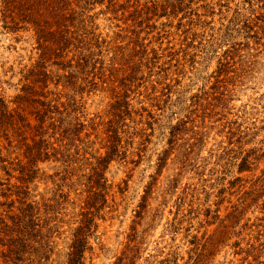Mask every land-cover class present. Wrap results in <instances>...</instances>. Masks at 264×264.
Segmentation results:
<instances>
[{
    "label": "rangeland",
    "instance_id": "rangeland-1",
    "mask_svg": "<svg viewBox=\"0 0 264 264\" xmlns=\"http://www.w3.org/2000/svg\"><path fill=\"white\" fill-rule=\"evenodd\" d=\"M36 1L0 0V264H264V0Z\"/></svg>",
    "mask_w": 264,
    "mask_h": 264
},
{
    "label": "trees",
    "instance_id": "trees-1",
    "mask_svg": "<svg viewBox=\"0 0 264 264\" xmlns=\"http://www.w3.org/2000/svg\"><path fill=\"white\" fill-rule=\"evenodd\" d=\"M36 2H37L36 0L35 1L32 0V4H35ZM80 241H82V240H80Z\"/></svg>",
    "mask_w": 264,
    "mask_h": 264
}]
</instances>
